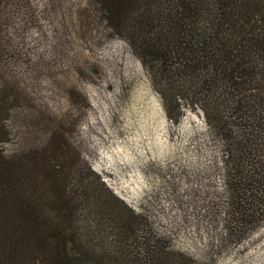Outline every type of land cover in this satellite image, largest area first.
Listing matches in <instances>:
<instances>
[{
  "label": "rangeland",
  "instance_id": "1",
  "mask_svg": "<svg viewBox=\"0 0 264 264\" xmlns=\"http://www.w3.org/2000/svg\"><path fill=\"white\" fill-rule=\"evenodd\" d=\"M0 111L4 155L39 150L52 164L60 148L70 252L84 263L264 264V220L223 234L222 151L202 115L167 117L92 0H0ZM51 194L33 191L43 215Z\"/></svg>",
  "mask_w": 264,
  "mask_h": 264
},
{
  "label": "trees",
  "instance_id": "2",
  "mask_svg": "<svg viewBox=\"0 0 264 264\" xmlns=\"http://www.w3.org/2000/svg\"><path fill=\"white\" fill-rule=\"evenodd\" d=\"M92 1L110 32L139 58L167 117L177 122L183 106L202 115L222 151L223 234L237 239L264 220V0ZM3 134L0 117V145ZM58 151L49 164L43 151L11 157L0 149V264H86L70 252L75 235L65 227L71 215ZM49 186L52 216L32 198ZM121 223L129 234L130 222Z\"/></svg>",
  "mask_w": 264,
  "mask_h": 264
}]
</instances>
